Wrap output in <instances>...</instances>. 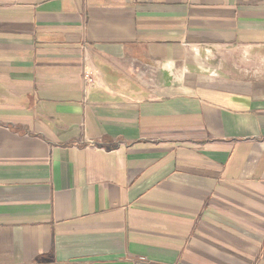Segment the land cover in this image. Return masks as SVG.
<instances>
[{"label":"crops","instance_id":"obj_1","mask_svg":"<svg viewBox=\"0 0 264 264\" xmlns=\"http://www.w3.org/2000/svg\"><path fill=\"white\" fill-rule=\"evenodd\" d=\"M0 264H264V0H0Z\"/></svg>","mask_w":264,"mask_h":264},{"label":"built area","instance_id":"obj_2","mask_svg":"<svg viewBox=\"0 0 264 264\" xmlns=\"http://www.w3.org/2000/svg\"><path fill=\"white\" fill-rule=\"evenodd\" d=\"M195 52H196V50H195ZM84 79H85V85L87 87L86 90L88 91V88H90L95 82L91 77V73L87 72V71L84 74Z\"/></svg>","mask_w":264,"mask_h":264},{"label":"rangeland","instance_id":"obj_3","mask_svg":"<svg viewBox=\"0 0 264 264\" xmlns=\"http://www.w3.org/2000/svg\"><path fill=\"white\" fill-rule=\"evenodd\" d=\"M212 61V60H211Z\"/></svg>","mask_w":264,"mask_h":264}]
</instances>
